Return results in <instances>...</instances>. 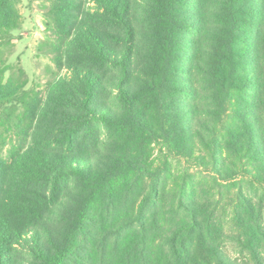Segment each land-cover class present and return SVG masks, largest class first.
<instances>
[{"label":"trees","instance_id":"16d2710c","mask_svg":"<svg viewBox=\"0 0 264 264\" xmlns=\"http://www.w3.org/2000/svg\"><path fill=\"white\" fill-rule=\"evenodd\" d=\"M44 90L0 0V264H264V0H45Z\"/></svg>","mask_w":264,"mask_h":264},{"label":"rangeland","instance_id":"374dc122","mask_svg":"<svg viewBox=\"0 0 264 264\" xmlns=\"http://www.w3.org/2000/svg\"><path fill=\"white\" fill-rule=\"evenodd\" d=\"M45 5V0H21L19 8L23 18L22 28L15 31L14 47L9 52L11 62L19 60L25 69L29 89L44 90L52 72L56 71L52 59L38 50L46 35Z\"/></svg>","mask_w":264,"mask_h":264}]
</instances>
